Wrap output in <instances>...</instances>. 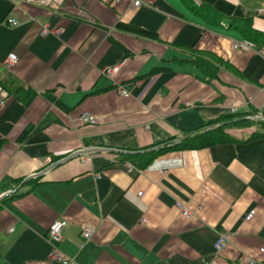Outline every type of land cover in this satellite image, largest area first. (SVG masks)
<instances>
[{
    "label": "crops",
    "instance_id": "1",
    "mask_svg": "<svg viewBox=\"0 0 264 264\" xmlns=\"http://www.w3.org/2000/svg\"><path fill=\"white\" fill-rule=\"evenodd\" d=\"M249 28L255 49L233 51ZM9 54L18 62L6 74ZM193 54L222 64L206 75ZM0 94V193L12 192L0 204V264H56L46 232L61 221L57 248L73 264H264L259 122L248 124L257 133L224 128L235 142L167 152L144 170L131 159L132 174L122 165L223 116L264 122V0H67L59 11L0 0ZM220 236L228 246L216 254Z\"/></svg>",
    "mask_w": 264,
    "mask_h": 264
},
{
    "label": "built area",
    "instance_id": "2",
    "mask_svg": "<svg viewBox=\"0 0 264 264\" xmlns=\"http://www.w3.org/2000/svg\"><path fill=\"white\" fill-rule=\"evenodd\" d=\"M9 1H14V2H20V3H24V4H28V5H32V6H36V7H40V8H45L48 9L50 11H59L60 9H62L67 0H9ZM120 1H125L128 2L130 7L132 9H138L140 8L143 3L144 0H112V3H119ZM5 24L7 26H9L10 28H15L19 25V23L14 20V19H5ZM47 34H51L53 36H58L59 35V31H48L46 28H44L41 32V35L45 36ZM231 49L233 51H239V52H251L255 49V44L254 42L247 40V39H243L241 41H237V42H232L231 43ZM18 59L14 54H9L7 56V58L4 60V62L2 63V67L5 71L6 74H10L11 71L13 70V68L17 65ZM115 69L114 68H109L107 70H105V74L107 76H112L114 73ZM119 94L121 96H126V92L125 90L121 89L119 91ZM4 105V95L0 94V109L3 107ZM231 113H234V110H230ZM83 124H89L91 123L93 120L91 118V116H89L88 114H83L80 119H79ZM82 162L84 163H88L89 159H83ZM123 168L125 169V171L128 174H132L134 171L133 166L130 163H122ZM12 192H7L4 194L0 193V204L2 203V201L8 197L9 195H11ZM138 197L141 196V193L137 194ZM254 211H250L247 216L245 217V220L248 221L251 219V217L253 216ZM182 215L184 217H189V214L187 211H183ZM67 223L65 221H61V222H55L52 225L49 226L47 232H46V240L47 242L51 245V249L50 252L48 254V260L50 262H54L56 264H73L72 261L68 258H66L57 248V245L60 243L61 241V235L62 232L64 230V228L66 227ZM11 231V230H9ZM95 234V229L89 226H84L81 231H80V238L83 241H89L92 239V237ZM228 246V240L223 237L220 236L217 238L216 242L213 245V249L214 252L216 254L221 253L223 250H225ZM262 253L264 252V249L260 250ZM247 264H255V261L252 260H248Z\"/></svg>",
    "mask_w": 264,
    "mask_h": 264
},
{
    "label": "trees",
    "instance_id": "3",
    "mask_svg": "<svg viewBox=\"0 0 264 264\" xmlns=\"http://www.w3.org/2000/svg\"><path fill=\"white\" fill-rule=\"evenodd\" d=\"M207 20V19H206ZM116 29L124 32V33H130L134 34L139 37L143 38H150L153 39L156 37L155 34L145 31L143 29L128 25V24H123V23H118L116 26ZM249 31L245 32L243 31L242 33L245 36V39L250 40L254 43H256V39L254 40L251 35H253L254 38L256 35V32L249 28ZM255 34V35H254ZM193 59L191 60L192 64L206 73V75L210 74H216L217 70L219 69V66L222 64L220 61H214L210 58L211 56H207L205 54H193ZM204 57V58H203ZM205 57H208L205 59ZM161 70L164 69H155L152 71V74H155ZM16 94H18V91H16ZM25 98L23 100L29 101L33 98L34 94L31 92V90H27V92L24 94ZM239 115L236 116H223L225 121V124L220 125L218 127L215 126H209L206 128H202L199 131L196 132H186L182 135L181 140L178 143H167L162 146H159L155 148L153 151L140 154L138 155H131L130 157H127L122 160V163L128 162L129 160H134L136 162V165L139 170H144L146 169L157 157L160 155L167 153V152H172V151H182V150H196V149H201L205 147H210L214 145H218L221 143H228V142H235L233 138H231L224 130V127L230 126L231 128L233 127H239L243 126V123L249 124L250 122L252 123L251 120H246L245 118H237ZM259 125L264 127V122H260ZM29 131L26 129L23 134L21 135L19 140H22ZM258 135H264L258 134ZM138 157V158H137ZM34 186L37 185V182L35 181H30Z\"/></svg>",
    "mask_w": 264,
    "mask_h": 264
},
{
    "label": "rangeland",
    "instance_id": "4",
    "mask_svg": "<svg viewBox=\"0 0 264 264\" xmlns=\"http://www.w3.org/2000/svg\"><path fill=\"white\" fill-rule=\"evenodd\" d=\"M245 118L246 120H248V119H253V120H255V121H257V122H262V120H263V118L261 117V116H258V115H256V114H247V113H244V114H240L239 115V117H237V118ZM226 121V120H225ZM243 126H246V127H248V128H253V126H251V125H248V124H246V123H243ZM226 130H237V127H233V128H231L230 126H226V127H224ZM252 130H254L255 132L257 131V130H259V127H254V129H252ZM233 132V131H232ZM257 133V132H256Z\"/></svg>",
    "mask_w": 264,
    "mask_h": 264
},
{
    "label": "water",
    "instance_id": "5",
    "mask_svg": "<svg viewBox=\"0 0 264 264\" xmlns=\"http://www.w3.org/2000/svg\"><path fill=\"white\" fill-rule=\"evenodd\" d=\"M73 157H77V156H72L71 158H73ZM71 158H67V159H71ZM59 163H62V162H59Z\"/></svg>",
    "mask_w": 264,
    "mask_h": 264
}]
</instances>
